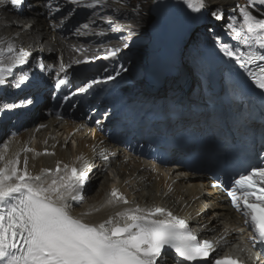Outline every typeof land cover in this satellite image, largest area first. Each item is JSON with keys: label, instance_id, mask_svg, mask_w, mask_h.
Masks as SVG:
<instances>
[{"label": "snow or ice", "instance_id": "obj_1", "mask_svg": "<svg viewBox=\"0 0 264 264\" xmlns=\"http://www.w3.org/2000/svg\"><path fill=\"white\" fill-rule=\"evenodd\" d=\"M82 4L83 0H71ZM100 0H92L84 7L95 8ZM193 13H201L207 0H183ZM256 0H252L255 3ZM17 4L18 0H12ZM264 4V0H259ZM51 5L49 8L51 10ZM59 11V9H56ZM221 19L218 13H212ZM243 23L229 24L233 39L248 51L229 50L225 55L233 58L253 82L264 89V19L254 15L248 7L240 9ZM88 28V24L83 26ZM259 49V50H256ZM119 49L109 51L115 56ZM29 53L13 42L0 39V86L7 83L13 69L24 65ZM61 70H64L61 65ZM112 77H109L111 79ZM28 80L22 74L15 87ZM58 79L57 87L66 84ZM96 81L79 88L87 92ZM5 149L7 145L4 146ZM25 152L33 149L25 148ZM45 154L48 153L47 150ZM40 155V153H36ZM78 159L83 160V157ZM19 153L7 158L0 153V264H166V250H174L178 264L207 261L215 246L201 242L186 219L172 211L154 205L151 208H125L98 224L84 221L82 213L74 216L72 202H82V191L89 178L91 165L84 162L79 168L61 165L55 170L41 169L39 174L28 170L27 157L20 167ZM232 205L242 211L253 235V247L264 245V165L256 166L232 182L228 191ZM127 205L128 199L118 189L110 192L107 205ZM224 240V237H221ZM214 264H242L237 258L225 255L214 259Z\"/></svg>", "mask_w": 264, "mask_h": 264}, {"label": "bare ground", "instance_id": "obj_2", "mask_svg": "<svg viewBox=\"0 0 264 264\" xmlns=\"http://www.w3.org/2000/svg\"><path fill=\"white\" fill-rule=\"evenodd\" d=\"M3 1H7L8 3L9 8L7 7V10H13L14 12L20 11L21 13L18 14V12V15L8 14L10 20L8 23L6 22V24L9 25V27L0 31V39L4 41L10 40L15 44L17 49L23 47L28 51L30 50L32 53L28 58L33 62L36 57L38 58L35 64L43 62L41 57L48 58L46 60L52 58L55 62L57 56L53 54L58 50V47L66 48L69 46V49H71L73 43H77V41L80 40L71 37V33H74L71 28H67L66 31L58 29L57 34L51 29V22L49 21L50 19H48L47 4L45 1L18 0L21 1L18 7H11V0ZM110 1L114 4V2L128 3L129 0ZM133 1L137 2V0H130L131 3ZM166 4L167 12L170 16L188 10L183 0H167ZM113 7L114 6H107L100 10L107 21L100 22L98 20L97 23L99 26L97 27H99V29L107 28L113 31H126L114 37H104V39L112 40L114 43L113 48L119 49L117 53H123L126 46H138V44L142 43V39H145L146 42L144 43L147 44V36L143 38V36H141V30L138 32V35L141 37L134 38L139 39L136 40L135 43H133L134 39L126 34H133L137 31V27H139L142 22L141 18H144L145 16L143 15L145 14L143 12L136 13L133 10L119 11ZM58 9L65 10V7H59ZM240 9L241 8L232 0H207L206 8L202 11L203 15L205 17L209 15L210 19L214 18L212 13H218L221 19L218 20L215 18V21L218 28H220L219 33L227 37L228 41L234 43V47L231 50H238V47L246 53L248 48L243 44H238V42L233 39L231 29L228 27L229 24L239 27V25L243 23ZM219 10L223 11V13ZM56 11L57 10H53V13L57 16L55 19L58 21L60 19H66L65 11L62 13ZM250 11L258 18L264 19L262 14L256 13L252 9H250ZM14 19L15 21H11ZM163 21H165L164 18ZM78 22H72V25L76 27ZM27 27L29 30L24 32L26 37L25 40L13 38V34H18L19 31H22V28ZM198 39L197 37L196 42ZM145 44H143V46H145ZM53 49L54 51L52 55H50L49 52ZM144 49L145 47L143 50ZM117 53L114 58H117L118 62L122 63L121 56ZM106 55H109V53L106 52ZM228 61L229 59L227 60V58L224 60L225 63H228ZM45 71L44 68L39 66L33 74H36L38 78L42 75L49 79ZM59 76L64 79H66V77L69 78V75H65L63 71L59 72ZM33 83L34 93L36 95L38 94L37 97H42L44 100L46 96L44 92L49 91V87L47 85L41 86L36 81H33ZM22 85H25V81L22 82ZM148 85L149 84H145L146 87H148ZM169 85L173 88L172 83ZM23 90L25 91L26 89ZM51 91H55V89H51ZM167 93L168 95L161 99H169L170 104L168 107L163 105L161 108L167 113L169 117L167 120H170L169 123L175 122V117L178 113L177 109L179 108L184 112L186 117H194V109L190 108L185 100H182L183 98L179 90L171 89ZM173 105H176L177 108L175 112V106ZM41 107L42 106L39 107L38 111ZM39 113L42 114V111L40 110ZM40 114L36 113L35 116L41 118ZM41 120L40 124L31 127L26 126L27 128L25 127L17 137L7 136L6 140L0 145V153H4L7 158H14L16 154L19 153L21 160L20 167H23V160L27 157L28 170L33 174H39L42 168L52 169L57 162H61L62 165L76 164L79 167L84 162L91 165L89 178L85 182V187L82 191V202H75V204L71 205V211L74 216L88 213V215L83 216L85 222L98 224L108 219L110 216H113L115 212L122 211L125 208H134L136 206L147 208V206L152 207L159 204L172 211L173 214L186 219L190 227L201 231L203 236L210 238L217 237V235L221 233L222 228L219 226L220 221L228 223L227 220H231V218H229L228 208L225 207L222 199L218 197L217 193L204 188V184L198 178H180V170H175L173 168L155 171L150 169L147 164L134 161V159L125 162L127 156L124 155L121 150L116 152L114 149H108L106 144L103 145L104 143L102 144L100 142L101 138L97 139L96 137L88 136V134H84L83 131L73 134L72 125L65 121L58 122L42 118ZM168 126L172 127L173 124H168ZM33 138H35L36 143L35 145H30L33 143ZM68 139L76 143L75 148H72V145L67 142ZM4 145H7L6 149L3 148ZM28 147L34 148L36 153H41L42 150H51L54 155H27L24 149ZM113 152L117 154L115 158L111 157ZM79 157H83V160L78 159ZM104 170L113 171L118 178L117 183L113 182L108 175L105 174ZM173 174H175V178L172 177ZM90 185H95V188L91 190L92 186ZM113 187L120 190L121 193L125 195L129 201L127 205H122V203L116 205L106 204V201L109 199L107 194Z\"/></svg>", "mask_w": 264, "mask_h": 264}, {"label": "rangeland", "instance_id": "obj_3", "mask_svg": "<svg viewBox=\"0 0 264 264\" xmlns=\"http://www.w3.org/2000/svg\"><path fill=\"white\" fill-rule=\"evenodd\" d=\"M153 0H137V2H130V0L128 1V4L126 5V6H120V5H118L117 7L118 8H120V9H123V10H133V11H135L136 13H140V12H143L145 15H143V16H145L144 18H145V20H144V18L142 17L141 18V20H142V22H141V24L139 25V27H137V31H136V35L138 36V37H141V36H143V37H145L144 35H145V27L147 26V23L150 21V18L148 17V7L150 6V4H151V2H152ZM239 2H237V0H235V2H236V4H238L240 7H248V8H251V9H256V10H258V11H264L262 8H260L258 5H257V3L255 2V3H252L250 0L248 1V0H238ZM139 3V4H138ZM220 11V10H219ZM264 14V13H263ZM214 25L215 24H212L211 23V25H209L207 28V30H209V29H211L212 30V32H214V33H218V29L219 28H215L214 27ZM136 29V28H135ZM128 30H130V29H128ZM141 30V36L140 35H138V32ZM125 32V31H124ZM133 38H135L134 36H135V33H133ZM137 37V38H138ZM219 37H220V39H219ZM213 38V37H212ZM210 39V41L212 42V40H214V42H212V43H219L220 44V47H219V49L221 50V53L222 54H224L225 55V52H224V46H225V42H226V40H225V38H221V35L219 36V34H217V37H215L214 36V38H218V40H216V39ZM136 40H139V39H134V41H133V43H135V41ZM211 42H209V43H211ZM206 42H202V41H200V42H196V43H192V45L191 46H189V50H187L186 51V54H187V56H188V62H192L193 60H195V59H197L198 57H201V56H203V53H204V44H205ZM140 46V49L143 47V42L139 45ZM228 47V46H227ZM136 48V47H135ZM132 48H126V50L127 51H129V50H131ZM140 49H139V51L135 54V56H139L140 55ZM137 51V50H136ZM129 58H132L131 56H128ZM135 57H133L132 59H134ZM191 60V61H190ZM198 60V59H197ZM200 63H202V62H200ZM105 172V174H107V175H109V176H113V174H114V172L113 171H110V170H105L104 171ZM174 177V176H173ZM96 185V184H95ZM95 185H90V186H92V188H91V190L93 189V188H95ZM90 186H89V188H90ZM90 190V191H91Z\"/></svg>", "mask_w": 264, "mask_h": 264}]
</instances>
